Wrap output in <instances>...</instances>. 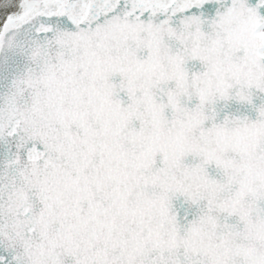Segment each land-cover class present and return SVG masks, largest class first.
<instances>
[{
  "label": "snow or ice",
  "instance_id": "snow-or-ice-1",
  "mask_svg": "<svg viewBox=\"0 0 264 264\" xmlns=\"http://www.w3.org/2000/svg\"><path fill=\"white\" fill-rule=\"evenodd\" d=\"M0 264H264V0H0Z\"/></svg>",
  "mask_w": 264,
  "mask_h": 264
}]
</instances>
